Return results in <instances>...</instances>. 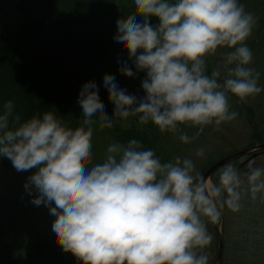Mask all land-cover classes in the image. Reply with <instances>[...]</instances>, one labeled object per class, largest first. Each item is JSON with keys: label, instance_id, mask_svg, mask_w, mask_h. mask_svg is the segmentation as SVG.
<instances>
[{"label": "clouds", "instance_id": "1", "mask_svg": "<svg viewBox=\"0 0 264 264\" xmlns=\"http://www.w3.org/2000/svg\"><path fill=\"white\" fill-rule=\"evenodd\" d=\"M132 5V13L117 20L114 40L136 70L125 62L121 74L145 73L143 95L128 93L106 74L104 89L114 106L108 115L97 84L85 83L75 128L53 111L22 119L9 100L0 110V157L17 172L34 170L24 185L29 195L37 193L31 203L49 208L56 242L82 264H209L208 224H218L225 208L239 212L245 197L264 194V167L250 164L241 172L230 161L212 180L192 158L162 162L134 138L113 140L93 163L94 126L111 129L136 118L190 144L206 126L236 119L230 97L244 100L264 91L247 44L257 20L240 0ZM218 53L209 69V58ZM186 127L198 131L189 136ZM204 154L203 147L195 152Z\"/></svg>", "mask_w": 264, "mask_h": 264}, {"label": "trees", "instance_id": "2", "mask_svg": "<svg viewBox=\"0 0 264 264\" xmlns=\"http://www.w3.org/2000/svg\"><path fill=\"white\" fill-rule=\"evenodd\" d=\"M240 3L256 17L254 35L247 44L264 74V0ZM3 5L17 18H1L0 12V110L11 100L22 119L53 111L75 128L82 113L80 90L85 83L95 82L106 113L111 115L114 106L107 98L103 78L106 74L115 77L123 89L122 64L116 65L121 44L114 36L117 20L132 13V0H0V11ZM151 23L155 26L158 20L152 18ZM219 60L209 58V69ZM129 67L136 72L132 62ZM144 76L137 72L135 78L141 82ZM230 104L233 111L242 112L239 99L230 97ZM99 130L94 126V133ZM103 131L112 141L137 139L155 150L162 162L171 160L166 146L169 133H160L151 124L139 125L134 118L129 125L117 121ZM257 139L264 142L261 135ZM1 168L16 171L4 157H0ZM33 171L18 172L25 175L21 184ZM25 195L14 190L12 196H6L0 190V264H70L72 254L63 251L52 231L54 220L50 217L44 222L41 205L31 203L37 193Z\"/></svg>", "mask_w": 264, "mask_h": 264}, {"label": "rangeland", "instance_id": "3", "mask_svg": "<svg viewBox=\"0 0 264 264\" xmlns=\"http://www.w3.org/2000/svg\"><path fill=\"white\" fill-rule=\"evenodd\" d=\"M9 6H2L1 18L9 16L14 20L17 15L11 12ZM255 29V27H254ZM254 29L252 36L254 35ZM248 42V41H247ZM219 53L215 58H219ZM119 65L128 63V53L120 47L118 50ZM254 67H258L256 59L253 60ZM260 85L264 87V75L261 73ZM128 93L143 95L141 89V82L135 77L124 78V87ZM245 103V112L243 117H236V119L222 123L219 127L215 125L206 126L199 137L190 144H183L178 137L170 134L166 138L167 151L171 155V159L179 155L182 157L192 158L197 170L200 172L207 168L213 162L228 155L232 151H240L249 147L253 143V130L250 121H247V113H251L252 124L257 123L260 131L264 134V91L242 100ZM130 118L126 121H121L125 126L132 122ZM189 136H192L198 129L188 127L185 129ZM112 142L111 137L99 130L93 134V163L100 162L105 154L107 146ZM203 147L205 154L203 157H197L195 152L198 148ZM254 166L264 167V153L255 158ZM243 172V171H241ZM217 174L215 176V179ZM25 175L22 176L16 171L0 169V190L6 196H12L14 190L24 197L28 194L24 188ZM258 194L256 200L250 197H245L242 201L243 207L239 212L233 213L225 208L221 219L224 228L225 254L223 264H264V199ZM34 198V197H33ZM54 206V205H53ZM46 217L44 222L48 221L50 217L55 220L56 217L50 214L49 208L41 205ZM212 226L208 224V230L213 236L211 245L204 251L209 255V264L215 263V248L216 238L215 233L211 229ZM70 264H82L75 256L72 255Z\"/></svg>", "mask_w": 264, "mask_h": 264}, {"label": "water", "instance_id": "4", "mask_svg": "<svg viewBox=\"0 0 264 264\" xmlns=\"http://www.w3.org/2000/svg\"><path fill=\"white\" fill-rule=\"evenodd\" d=\"M264 148V145L262 146H257L255 147L254 149H262ZM253 150V149H252ZM252 150H248V151H244L242 153H239L235 156H232V157H229L219 163H217L216 165H214L206 174H205V177H210L218 168H220L221 166H223L224 164L234 160L235 158L241 156V155H244L245 153L249 152V151H252ZM216 227H217V230H218V224H215ZM219 250H218V259H217V263L218 264H222V257H223V242H222V236H221V233L219 232Z\"/></svg>", "mask_w": 264, "mask_h": 264}]
</instances>
